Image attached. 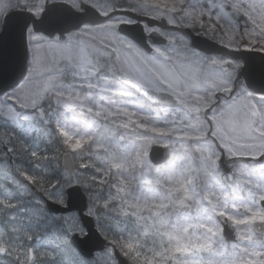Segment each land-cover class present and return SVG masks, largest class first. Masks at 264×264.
<instances>
[{
	"label": "snow or ice",
	"instance_id": "1",
	"mask_svg": "<svg viewBox=\"0 0 264 264\" xmlns=\"http://www.w3.org/2000/svg\"><path fill=\"white\" fill-rule=\"evenodd\" d=\"M0 264H264V0H0Z\"/></svg>",
	"mask_w": 264,
	"mask_h": 264
}]
</instances>
